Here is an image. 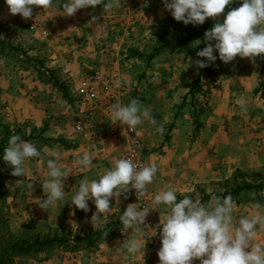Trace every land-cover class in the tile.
I'll list each match as a JSON object with an SVG mask.
<instances>
[{
    "label": "rangeland",
    "instance_id": "374dc122",
    "mask_svg": "<svg viewBox=\"0 0 264 264\" xmlns=\"http://www.w3.org/2000/svg\"><path fill=\"white\" fill-rule=\"evenodd\" d=\"M63 2L56 0L46 10L33 6L32 17L24 19L10 14L5 0H0V148L7 147L12 135H19L22 139L29 136L28 142L41 152V157L25 163L26 173L21 177L11 175V166L0 155V254L19 241L63 238L61 246L18 256L10 264H159L158 251L146 244L144 225L137 234L124 229L120 221L131 201L110 198L112 213L107 221H92L96 208L91 200L88 212L71 204L79 183L98 178L128 147L114 155L115 150H108L110 144L76 134L74 124L95 109L93 121L105 133L107 122L102 114L110 116L114 103L138 99L157 125L164 127L161 135L145 120L135 129L142 142L143 165H158L147 192L155 195L171 186L178 190V199L209 195L237 170H264V54L254 59L237 56L227 64L219 58L209 62L212 76L201 78L193 104L187 94L197 74L196 62L167 49L154 54L163 41L182 37L176 24L183 23L173 19L162 0H121L118 9L107 11L97 5L72 16L62 14ZM213 54L219 55L215 50ZM93 72L108 82L112 77L121 82L95 107L81 104L76 95L79 75ZM241 97L248 101L246 113L238 104ZM196 110L201 112L197 120L193 117ZM116 126L125 133L128 130L119 123ZM45 140H65L71 148ZM50 149L60 154L62 168L71 171L63 181L65 200L42 209L38 200L46 199L42 184L47 179ZM85 150L95 154L94 167L80 173L76 161ZM242 200L236 203L237 218L251 213L256 203L264 205V200ZM157 209L146 218L161 232L168 210ZM96 232L100 234L93 237L97 240L93 246L77 241ZM137 235L148 249L130 257L119 255L122 243ZM257 240L264 245V227L258 229Z\"/></svg>",
    "mask_w": 264,
    "mask_h": 264
},
{
    "label": "clouds",
    "instance_id": "9594fccd",
    "mask_svg": "<svg viewBox=\"0 0 264 264\" xmlns=\"http://www.w3.org/2000/svg\"><path fill=\"white\" fill-rule=\"evenodd\" d=\"M55 2L5 0L9 13L19 14L24 19L32 17L33 6L46 10L51 9ZM162 2L175 21L185 25H202L206 18L223 14L225 7L235 0ZM240 4V7L224 15L222 23L216 22L205 32L204 39L215 43H209L197 52L198 57L206 58L207 62H215L219 58L227 64L237 56L254 59L264 54V0H240ZM97 5H103L104 10L111 11L121 7V0H64L62 14L72 16L80 9H94ZM95 20L92 17L91 22ZM214 50L218 52V57L213 54ZM196 63L200 68L208 66L204 61L198 60ZM115 86L121 87V82L117 81ZM238 104L241 112L248 111L246 97H241ZM110 120L111 124L119 123L131 131L147 120L159 134L164 133V127L157 125L156 119L148 109L142 108L138 99H132L127 104H112ZM47 155L50 157L47 160V179L42 184L46 199L38 200L42 209L54 208L57 202L65 200L63 181L71 171L58 163L60 154L56 150H48ZM94 155L85 150L78 157L76 164L80 173L94 167ZM39 157L41 152L37 147L19 135L9 138L2 155L3 161L12 168L11 175L15 177L24 176L25 163ZM157 172L158 165L155 162L141 167L132 158H114L110 167H106L98 178H85L79 183L71 204L76 209L88 212V202L91 200L96 208L92 221L100 218L107 221L112 213L110 198L118 200L129 189L135 190L137 198L144 197ZM29 187H32L31 183ZM177 192V189L169 186L154 195L149 207L142 208L137 203H130L120 215L124 229H134L138 234L150 210H157L161 206L168 210L161 222V247L157 253L159 264H192L193 260H199L200 264H264V245L257 240L258 229L264 227V205L256 203L251 213L237 218V205L231 194L212 195L208 203H202L198 195L195 200L190 195L178 199ZM144 246L145 243L137 235L126 239L118 248V254L125 257L143 254Z\"/></svg>",
    "mask_w": 264,
    "mask_h": 264
},
{
    "label": "trees",
    "instance_id": "16d2710c",
    "mask_svg": "<svg viewBox=\"0 0 264 264\" xmlns=\"http://www.w3.org/2000/svg\"><path fill=\"white\" fill-rule=\"evenodd\" d=\"M240 0H235L231 5L225 7L224 13L219 16L217 21H205L202 25L191 26L185 24H176L178 29L181 30L182 37L174 42H162L161 45L156 48L154 54H159L163 49H167L170 54H183L185 58L193 59L195 62L200 60L208 63L207 67L200 68L197 63V74L193 82L190 84L187 97H190L191 102L196 104L194 97L200 92V87L202 86L201 78H210L212 76V68L210 63L206 61V58L198 57L197 52L201 51L205 46L208 45L209 41L204 39V34L207 30H210L216 22H223L224 15L235 8L240 7ZM185 106V101L181 104L180 108ZM199 111L196 110L194 119H198L200 116ZM199 126V124H197ZM30 137L23 138V140L28 141ZM50 141L63 146L65 149H70L65 140H45V142ZM4 148H0V155H2ZM219 190H216L209 195L202 194L200 200L202 203H208L212 195L225 196L231 194L236 203L243 201L246 198L251 202H261L264 194V170L258 172H242L237 170L230 179L219 183ZM100 232L88 233L83 238H77L80 243H87V246H93L97 240H92L93 237L99 236ZM66 240L63 238H45L39 239L38 237L19 241L11 245L8 249L4 250L0 254V264H10L14 258L18 256L30 255L40 253L44 250H49L54 247L61 246Z\"/></svg>",
    "mask_w": 264,
    "mask_h": 264
},
{
    "label": "built area",
    "instance_id": "2783aa9c",
    "mask_svg": "<svg viewBox=\"0 0 264 264\" xmlns=\"http://www.w3.org/2000/svg\"><path fill=\"white\" fill-rule=\"evenodd\" d=\"M43 34L45 35V33ZM110 81L111 82H108L106 78L99 72L80 74L76 86V95L78 100L83 105H90L91 107L98 106L105 99L103 95L110 94L112 87H114V90L118 88L115 86L118 81L116 77H112ZM94 110L95 109H93L91 114L88 116L78 118L74 124V132L79 135H88L96 140H101L104 136V133L99 127L96 126L93 121ZM127 135L129 137V143L122 158H132L135 163L143 167L144 165L140 158L142 142L136 135L135 130L131 131L128 129ZM125 196H127V200L131 201L132 203H137L142 208L149 207L146 195L144 197L137 198L134 189H129L126 193L121 195L122 198H125ZM154 227V222L146 218L144 224V229L146 230V244L153 251H158L161 247V232L157 229L155 230Z\"/></svg>",
    "mask_w": 264,
    "mask_h": 264
},
{
    "label": "crops",
    "instance_id": "0c3cea01",
    "mask_svg": "<svg viewBox=\"0 0 264 264\" xmlns=\"http://www.w3.org/2000/svg\"><path fill=\"white\" fill-rule=\"evenodd\" d=\"M103 117H104L103 120L107 122V125H105L106 128H107L106 131H105L106 134L104 133V136H103V138L104 139L106 138V139L103 140V138H102L98 142H100V143L101 142H104V143L106 142L107 145L110 144L108 146V150H110V149L115 150L116 154H114V155H117L118 153H121V150L122 149H125V147L128 146L129 137L127 135V132L125 133V130H123L122 127L119 128L118 126H116V124H111L110 116H108V115L106 116V114L103 113L102 114V118ZM100 130H103V129L100 128ZM112 133H116L117 135L116 134L112 135ZM136 134H137V132H136ZM118 136H119V138H118ZM110 140L111 141L112 140H115V141H113V143H110ZM146 197H147L148 202L151 204V200L154 197V195L152 193L150 194V192H147L146 193ZM159 210L160 209H157V211H159ZM144 249H148V248L147 247L146 248L144 247Z\"/></svg>",
    "mask_w": 264,
    "mask_h": 264
}]
</instances>
